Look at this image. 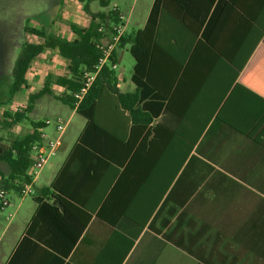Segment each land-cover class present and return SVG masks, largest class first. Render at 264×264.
<instances>
[{"label":"crops","instance_id":"crops-1","mask_svg":"<svg viewBox=\"0 0 264 264\" xmlns=\"http://www.w3.org/2000/svg\"><path fill=\"white\" fill-rule=\"evenodd\" d=\"M202 2L204 13L210 5L202 53L189 62L170 111L159 114V132L148 126V140L140 137L122 167L108 163L95 176L67 169L80 135L70 148L62 142L57 159L38 175L32 199L10 190L11 204L0 207L7 211L0 264H264V0ZM113 5L127 32L131 13L125 21L119 0L91 13ZM86 18V24L71 21L87 25L89 12ZM56 29L76 37L69 26ZM30 70L29 92L37 91ZM132 84L119 81L123 91L134 90ZM65 168L62 185L85 208L41 190ZM0 169L9 173L7 164ZM42 204L58 211L42 207L31 226Z\"/></svg>","mask_w":264,"mask_h":264},{"label":"trees","instance_id":"trees-1","mask_svg":"<svg viewBox=\"0 0 264 264\" xmlns=\"http://www.w3.org/2000/svg\"><path fill=\"white\" fill-rule=\"evenodd\" d=\"M78 1L84 4L91 18L87 25L68 22L69 28L76 34L74 39H68L45 26L25 27L28 34L41 40L23 44L15 62L6 102L12 101L18 93L29 90L28 71L47 50L57 52L67 61V73L54 79L48 75L39 90L28 94L25 108L14 111L5 109L0 116V128L4 130H10L24 120H31V129L27 133L12 135L7 140L0 138V161L9 166L7 175L0 169V189L20 191L23 182L32 180L28 175L33 163L32 146L40 139L38 128L44 122L31 119L29 114L34 111L41 97L52 94L86 118L87 124L69 155L67 169L74 166L78 172L95 176L96 173L106 172L108 163L116 164L117 168L122 167L140 137L145 134L142 141L148 140V126L156 124L153 132H159V114L164 108L170 111L173 94L180 88L189 62L196 59L198 52L202 53L204 17L210 5H207L204 13L202 0H154L145 26L132 33L125 32L114 53L115 57L111 59L112 62H118V49L129 46L135 59L131 78L134 90H121L118 71L106 64L80 100L84 73L95 71L103 55L99 42L109 36L112 23H119L121 19L118 9L91 13L89 4L93 0ZM99 3L102 7H108L111 0H99ZM101 27H104L102 31ZM51 83L63 90L55 92ZM214 107L217 108V105ZM64 171L66 168L50 186L41 187V190L46 193L54 190L57 197L85 208L84 201L76 191L66 190L62 185ZM61 204L65 208L63 200ZM45 206L58 211L56 205L42 204L33 216L31 226L37 222ZM89 218L85 219L79 232L86 227ZM75 240L69 243V251Z\"/></svg>","mask_w":264,"mask_h":264},{"label":"rangeland","instance_id":"rangeland-1","mask_svg":"<svg viewBox=\"0 0 264 264\" xmlns=\"http://www.w3.org/2000/svg\"><path fill=\"white\" fill-rule=\"evenodd\" d=\"M150 1L119 0L125 15V21H127L131 13L127 29L128 33L137 31L144 26V18ZM63 2L64 0H0V116H2L5 109L13 111L23 109L28 102L29 90L20 92L12 101L6 102L13 78L15 62L21 53L23 44L27 41L36 42L41 40L35 35L28 34L25 30L26 25L45 26L48 30L58 33L56 29L57 23L60 27V32L65 31L66 27H68V22L73 19L80 24H86L88 12L84 10V4L82 5L77 1L70 2V0L66 3L64 2L65 4ZM62 7H64V15L62 14ZM97 9H104L99 4V0L92 3L90 11L94 12ZM57 20L58 22L56 23ZM118 58L119 66L116 70L121 80H126L132 86L131 78L135 59L129 50V46L124 49H118ZM65 71V62L60 60L57 52L52 50L45 51L29 72L32 88L39 90L46 82L48 75H51L54 79ZM51 88L55 92H60L59 87L54 83H51ZM57 115H61L67 121V127L62 139L64 147L70 148L76 142L87 123L85 117L74 112L72 107L56 99L52 94L41 97L37 101L34 111L29 114L33 120L47 116L53 118ZM30 128L31 120H24L10 130L0 128V138L7 140L12 135L27 133ZM50 129L54 132L52 125ZM56 159L57 157L53 156L50 160L53 162ZM4 163L6 162H0V165L6 169V164ZM28 199H32V196L29 195ZM6 212L0 210V231L7 222L4 218Z\"/></svg>","mask_w":264,"mask_h":264},{"label":"built area","instance_id":"built-area-1","mask_svg":"<svg viewBox=\"0 0 264 264\" xmlns=\"http://www.w3.org/2000/svg\"><path fill=\"white\" fill-rule=\"evenodd\" d=\"M112 9L117 10L118 6L113 5ZM119 17L121 21L119 23H112V30L109 32V36L104 38L98 44L103 51V55L99 59V63L96 65V70L93 72L86 71L84 73L83 86L79 93L80 100L87 93L93 81L95 80L96 75L104 65L110 64L113 69H117L119 66V61H111V59L115 57L114 53L117 49V46L120 43L122 36L126 32V25L121 12ZM103 28L104 27H101L100 30L102 31ZM43 122L44 125L38 128V131L40 132V139L32 146L33 163L28 169V175L32 178V180L30 182H23L22 188L19 191L22 197L36 194L35 181L38 175L50 161L51 157L56 155L63 142L62 137L67 127V121L61 115H58L54 118H47ZM51 125L54 128V132H50L48 130ZM10 204L11 196L9 190L4 188L0 189L1 209L7 208Z\"/></svg>","mask_w":264,"mask_h":264}]
</instances>
